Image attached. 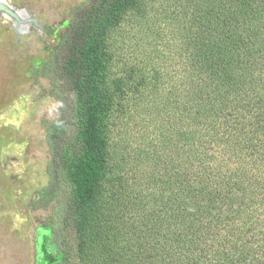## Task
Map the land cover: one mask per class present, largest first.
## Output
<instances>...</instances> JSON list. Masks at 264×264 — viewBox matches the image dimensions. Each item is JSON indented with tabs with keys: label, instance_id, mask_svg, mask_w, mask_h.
<instances>
[{
	"label": "trees",
	"instance_id": "16d2710c",
	"mask_svg": "<svg viewBox=\"0 0 264 264\" xmlns=\"http://www.w3.org/2000/svg\"><path fill=\"white\" fill-rule=\"evenodd\" d=\"M50 70L51 264H264V0H89Z\"/></svg>",
	"mask_w": 264,
	"mask_h": 264
},
{
	"label": "rangeland",
	"instance_id": "374dc122",
	"mask_svg": "<svg viewBox=\"0 0 264 264\" xmlns=\"http://www.w3.org/2000/svg\"><path fill=\"white\" fill-rule=\"evenodd\" d=\"M7 1L17 15L0 11V264H51L61 255L45 225L59 210L48 193V133L59 109L50 67L89 0ZM167 41L158 45L172 56Z\"/></svg>",
	"mask_w": 264,
	"mask_h": 264
},
{
	"label": "water",
	"instance_id": "95a60500",
	"mask_svg": "<svg viewBox=\"0 0 264 264\" xmlns=\"http://www.w3.org/2000/svg\"><path fill=\"white\" fill-rule=\"evenodd\" d=\"M0 11L5 12V14H8L10 16L17 15L16 11L13 9V6L10 5L7 0L6 2L0 3Z\"/></svg>",
	"mask_w": 264,
	"mask_h": 264
},
{
	"label": "bare ground",
	"instance_id": "6f19581e",
	"mask_svg": "<svg viewBox=\"0 0 264 264\" xmlns=\"http://www.w3.org/2000/svg\"><path fill=\"white\" fill-rule=\"evenodd\" d=\"M6 2L5 0H0V3Z\"/></svg>",
	"mask_w": 264,
	"mask_h": 264
}]
</instances>
